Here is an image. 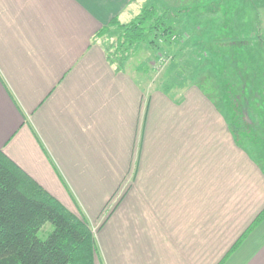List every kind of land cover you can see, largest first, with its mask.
I'll list each match as a JSON object with an SVG mask.
<instances>
[{"label":"crops","instance_id":"obj_1","mask_svg":"<svg viewBox=\"0 0 264 264\" xmlns=\"http://www.w3.org/2000/svg\"><path fill=\"white\" fill-rule=\"evenodd\" d=\"M147 1L0 0V149L86 220L95 264H218L264 172L197 79L150 90L106 59L97 32ZM221 264H264V218Z\"/></svg>","mask_w":264,"mask_h":264},{"label":"trees","instance_id":"obj_2","mask_svg":"<svg viewBox=\"0 0 264 264\" xmlns=\"http://www.w3.org/2000/svg\"><path fill=\"white\" fill-rule=\"evenodd\" d=\"M185 1L182 0L183 4L179 6L145 3L130 21L121 22L118 18H113L108 25L103 26L96 34L101 39L111 27L118 29L114 39L107 45L103 44L109 63L120 70L140 47L148 45L150 49H159V42L172 43L180 32L185 34L183 30L187 29L180 23V16H193L192 23L205 21L192 12L196 2ZM228 1L239 17H245V20L240 18L239 23L232 25L237 36L244 41L243 36L256 34L252 41H257L260 34H257L259 23L253 22L245 6L249 2L256 14L262 8L260 5L256 6V3L264 5L263 0ZM207 7L211 8L210 4ZM214 10L217 14L213 19L216 26L221 20L222 10L228 9L215 7ZM190 27L189 30H192V26ZM194 50L196 55L202 54L199 49ZM237 118L239 126L246 127L245 118ZM230 126L234 130L239 128H234L232 123ZM263 218L264 208L218 264L225 260ZM46 223L51 224V229L45 236H40L39 231ZM96 258L95 238L86 220L65 207L0 149V264H95Z\"/></svg>","mask_w":264,"mask_h":264},{"label":"rangeland","instance_id":"obj_3","mask_svg":"<svg viewBox=\"0 0 264 264\" xmlns=\"http://www.w3.org/2000/svg\"><path fill=\"white\" fill-rule=\"evenodd\" d=\"M159 1L147 2L163 5ZM203 3L197 2L192 10L198 18L206 12ZM208 3L211 8H207V13L212 16L203 18L205 21L199 23H192L193 16L189 14L180 16V23L187 28L183 30L185 34L180 32L170 44L159 42V49L142 46L130 56V63L125 64L133 69L135 78L150 90L178 91L197 79L226 110L229 123L234 128L239 127L234 130L230 126L232 138L259 161L264 172V5L256 3L262 8L255 14L249 2L246 3L250 18L259 23L257 34H260L257 41H252L256 34L243 36L242 41L232 25L239 23L240 18L245 20V17H239L228 0H210ZM215 7L228 9L222 10L221 20L216 26L213 20L217 15ZM190 26L192 30H189ZM117 32L116 27H111L108 34L99 39L107 45ZM194 49H199L202 54L196 55ZM239 116L245 118L246 127L239 126ZM50 229L51 224L46 223L39 235L45 236Z\"/></svg>","mask_w":264,"mask_h":264}]
</instances>
